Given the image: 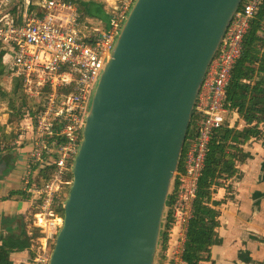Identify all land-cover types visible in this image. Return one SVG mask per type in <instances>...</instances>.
I'll return each mask as SVG.
<instances>
[{
    "label": "water",
    "instance_id": "obj_1",
    "mask_svg": "<svg viewBox=\"0 0 264 264\" xmlns=\"http://www.w3.org/2000/svg\"><path fill=\"white\" fill-rule=\"evenodd\" d=\"M243 1L135 0L90 100L49 264L158 263L199 90ZM22 210L1 235L28 245Z\"/></svg>",
    "mask_w": 264,
    "mask_h": 264
},
{
    "label": "built area",
    "instance_id": "obj_2",
    "mask_svg": "<svg viewBox=\"0 0 264 264\" xmlns=\"http://www.w3.org/2000/svg\"><path fill=\"white\" fill-rule=\"evenodd\" d=\"M260 1H243L199 90L192 118L196 128L188 132L168 200L166 221L171 229L159 255L167 264H184V242L207 148L215 131L227 122L226 88ZM134 2H108L113 17L107 32H84L73 0H37L36 9L16 20L0 17V48L12 52L9 77L20 80V93L35 109L34 115L24 111L29 143L25 158H20L25 162L22 191L30 211L29 264L50 263L63 225L59 196L71 185L66 176L78 153L93 91ZM42 176H48L44 183Z\"/></svg>",
    "mask_w": 264,
    "mask_h": 264
},
{
    "label": "trees",
    "instance_id": "obj_3",
    "mask_svg": "<svg viewBox=\"0 0 264 264\" xmlns=\"http://www.w3.org/2000/svg\"><path fill=\"white\" fill-rule=\"evenodd\" d=\"M73 1L81 26L98 28L97 32L110 29L113 10L104 0ZM37 5V0H32L31 8L36 9ZM16 10L17 6L12 12ZM20 10L23 11V8ZM21 88L20 80L12 78L9 92L5 93L7 107L14 113L9 115L8 125L14 126L24 121L25 110L32 115L35 113L32 103L20 93ZM223 107L229 117L237 115L243 127L232 129L229 128V122H226L225 127L215 131L209 142L184 242V264H214L211 261V248L221 244L217 233L220 208L227 198L232 199L227 196L233 193L231 181H240L238 166L251 158L247 145L251 141H262L264 145V0L260 1L254 12L242 42L240 56L231 70ZM192 132L189 128V134ZM13 137H18V134ZM14 141L12 139L6 143L0 135V164H5L7 171L12 170L16 161ZM42 178L44 181L41 183H44L48 176ZM66 180H72L71 174L66 176ZM219 190H224L225 196L217 200L214 197ZM68 192L69 187L60 194L61 202H65ZM60 210L63 211L62 208ZM170 229L171 224L167 220L162 235V248L168 241ZM1 240L0 264H7L12 252L23 248L25 242L21 237L3 235Z\"/></svg>",
    "mask_w": 264,
    "mask_h": 264
},
{
    "label": "crops",
    "instance_id": "obj_4",
    "mask_svg": "<svg viewBox=\"0 0 264 264\" xmlns=\"http://www.w3.org/2000/svg\"><path fill=\"white\" fill-rule=\"evenodd\" d=\"M4 2L5 0H0V9H2ZM21 2L23 11L20 10L21 7L17 8L15 13L0 11V17L4 20H16L23 14L25 15L31 9V4L29 0H22ZM14 17L16 18L14 19ZM11 58L12 52L9 48H0V88L1 83H7L10 89ZM233 117L236 123L240 122L242 126L237 128L241 129L243 127L242 121L238 120V116L235 114ZM8 122L9 119L3 124L6 126L9 124ZM23 134L26 137L23 138V142L13 144L15 146L13 150L16 152L15 176H7L0 181V245L2 244V221L5 220V216L15 211L21 213L22 211L18 209L22 206L19 205L21 202H25L27 205L25 225L28 227L27 221L30 217L27 204L28 196L22 191L25 162L20 160L21 157L25 158L26 145L29 143L27 125L26 128L24 126ZM247 149L251 158L238 167L241 179L240 181H231L233 193L227 196L232 197V199L227 198L226 203L220 208V226L217 233L221 239V244L211 248V260L214 264H264V180L261 178L264 177L263 172H261V165L264 163V145L262 141H251L247 145ZM224 196V190H219L214 198L220 200ZM162 258L163 256H159L157 264H167L165 257L164 262Z\"/></svg>",
    "mask_w": 264,
    "mask_h": 264
},
{
    "label": "rangeland",
    "instance_id": "obj_5",
    "mask_svg": "<svg viewBox=\"0 0 264 264\" xmlns=\"http://www.w3.org/2000/svg\"><path fill=\"white\" fill-rule=\"evenodd\" d=\"M105 3L110 7L109 3H115V0L111 1V0H104ZM32 0H29V3L31 4ZM22 2L20 0H5L4 5L2 6V9H0L1 12L3 13H7V12H12L13 7L15 8L17 6V8L21 7ZM18 12V11H17ZM85 28L87 33H95L97 32L95 28H86L85 26H83ZM9 91V85L7 83L2 84L1 83V88H0V135H2L6 141V143L10 142L12 139L15 140L12 143L18 142V143H22L23 142V138H26L25 135L23 134L24 132V126L26 128V121H21L19 123H16L14 126L12 125H4L3 122L6 121L7 119H9V115L11 113H13L12 111H10V108H7V96L5 95L6 92ZM14 114V113H13ZM227 117V122H229L231 124V128L235 129L237 127H241L242 125L240 124V122L235 121L234 117H229L228 114L226 115ZM238 120H240V118L238 117ZM14 124V123H13ZM19 124V125H18ZM18 125V126H17ZM196 128V123L193 121L191 124L190 129L194 130ZM23 130V131H22ZM16 134H18V137L14 138L13 136H15ZM20 135V136H19ZM184 154V153H183ZM1 166V164H0ZM16 168V166L12 167V170L7 171L4 170L2 173H0V181L4 180L5 177H12L15 176L14 175V169ZM71 174L68 173L67 175ZM20 206L18 209L20 211H23L22 208H25L26 211H28V209L26 208V203L25 202H21L19 203ZM60 213L63 215V211L60 210ZM26 213H25V217H26ZM28 217V216H27ZM33 237V236H32ZM33 246L36 249L37 244L33 241ZM162 261L164 262V257L162 258ZM206 264V263H205Z\"/></svg>",
    "mask_w": 264,
    "mask_h": 264
},
{
    "label": "flooded vegetation",
    "instance_id": "obj_6",
    "mask_svg": "<svg viewBox=\"0 0 264 264\" xmlns=\"http://www.w3.org/2000/svg\"><path fill=\"white\" fill-rule=\"evenodd\" d=\"M261 172H263V174H264V163L261 165ZM261 178H262V180H264L263 176ZM13 237H21L22 239L24 238L22 236H13ZM3 240H5V239H3ZM1 242H2V240H1ZM31 256H32V251L29 247V244L28 245L25 244L23 248L16 249L12 252V254L9 258V262L7 264H29L31 261ZM251 264H254V263H251ZM259 264H261V263H259Z\"/></svg>",
    "mask_w": 264,
    "mask_h": 264
},
{
    "label": "bare ground",
    "instance_id": "obj_7",
    "mask_svg": "<svg viewBox=\"0 0 264 264\" xmlns=\"http://www.w3.org/2000/svg\"><path fill=\"white\" fill-rule=\"evenodd\" d=\"M111 1H113V0H111Z\"/></svg>",
    "mask_w": 264,
    "mask_h": 264
}]
</instances>
